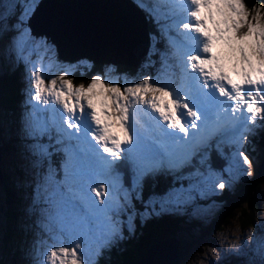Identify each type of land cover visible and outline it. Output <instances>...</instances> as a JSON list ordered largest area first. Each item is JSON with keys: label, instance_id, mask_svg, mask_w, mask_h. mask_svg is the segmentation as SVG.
I'll return each instance as SVG.
<instances>
[{"label": "snow or ice", "instance_id": "1", "mask_svg": "<svg viewBox=\"0 0 264 264\" xmlns=\"http://www.w3.org/2000/svg\"><path fill=\"white\" fill-rule=\"evenodd\" d=\"M134 2L156 26L140 70L121 72L105 63L92 71V61L80 58L52 75L30 59L32 50L43 48L40 61L46 55L49 63H64L46 35L33 33L37 0H0V67L23 64L27 81L14 134L32 177L28 211L38 231L23 249L24 264H100L106 252L137 234V220L142 227L163 214L184 215L196 200L222 192L228 186L224 174L234 168L241 169L237 181L253 175L254 158L243 145L255 134L249 125L264 129V2L186 0L179 22L171 0ZM182 33L198 40L181 69L182 77L196 78L188 90L162 77ZM161 42L163 50L156 47ZM79 65L89 70L87 83H75ZM213 107L237 122L231 138L222 139L223 130L200 134ZM137 110L155 119L164 139L141 136ZM10 125L0 107V138L12 133ZM225 145L236 147L225 153ZM214 153L225 167H215ZM161 178L168 186L146 198L149 184L155 189ZM74 191L94 208L73 199ZM53 229L64 235L52 236ZM258 254L264 260V241Z\"/></svg>", "mask_w": 264, "mask_h": 264}, {"label": "rangeland", "instance_id": "2", "mask_svg": "<svg viewBox=\"0 0 264 264\" xmlns=\"http://www.w3.org/2000/svg\"><path fill=\"white\" fill-rule=\"evenodd\" d=\"M37 2L39 3V0H37ZM59 2H62V0H59ZM260 2H264V0H260L257 3ZM133 3L136 6L135 2ZM52 4L53 2H51V0H44L42 5H40V7L37 8L34 16L32 17L35 26V30L33 31V33L38 36L46 35L48 39L55 44L57 54H59L57 45L51 38V36L54 38H59V36H57L55 32H49L44 27V24L39 25L40 23H43L42 18L44 21L46 17H49L44 14ZM137 9L139 10V12L137 10H135L134 12V14L137 16L136 20L140 21L141 24H144L145 13L142 12L139 8ZM173 9L176 10L178 13L173 18L176 22L185 19L184 13L181 9H178L176 7H173ZM47 23H50V21H48ZM155 32H156V26L147 22L145 33H143L144 38L141 37V41L136 45L137 54H135V58L130 57L132 59L130 60L125 57L128 64L137 68V70L134 73L140 70V65L142 64V62L145 61L146 57L148 56L149 47L151 43L149 39V34ZM184 40L193 42L195 40V36L194 34L191 33H182L181 37L177 39L176 41L177 48L175 52L173 53L171 50H169L172 58H170V62H168L169 64L168 69L162 72V77L166 81L174 82L173 83L174 87L180 85L185 90H188L191 88L194 89L196 82H191L192 74L190 73H185L183 77L181 76V69L184 68V63H183L184 55L188 53V49H187L188 46L186 45L183 46L182 44V41ZM73 46L74 47H72V49L69 50L68 54L69 55L76 54V56L60 57L58 55L59 60L64 62L63 64H57L55 62L49 63L48 57L46 55L44 57V60L40 61L38 57L44 55L43 48H37L32 50V56L30 57V59L37 61L38 67H43L46 73L52 75H58L62 68H67L68 64H75L76 61L80 58H89L93 64H97V66L94 67L92 71H99L100 67L105 63H115L118 66V68H120V65H124L122 62H116V60L118 59H113L114 61L108 60V57L101 53H97L92 56L96 60L94 61V59L92 60V58H90L88 54L80 55V53H83L84 50L79 45L73 44ZM158 46L163 48L165 47L162 42L157 43L156 47ZM152 59L156 61L158 66L159 65L158 57L153 56ZM22 66H23V70L21 74L22 85L19 87L20 91H22L27 87V81L24 79L25 76L24 65L22 64ZM4 68L10 70L13 69V62L10 61L6 67H0V75L2 71L6 72ZM150 70L152 69H145V71H150ZM73 71L78 72L79 74L84 73V75H87V71L89 72L88 68L85 65H79ZM120 71L124 72V70H120ZM86 79H87L86 81L85 79H82V81L77 82V84L81 82L87 83L88 78ZM11 81H12L11 78L7 79V83ZM18 99L22 104V102L25 99L24 92H23V96ZM18 99H17V103H19ZM19 113L20 111L18 112V114H16V116L14 115L13 117V121L10 125L12 129L11 134H13V129L14 128L16 129L17 126L16 119ZM134 116L136 117L137 120L140 121V123L137 124L136 127L142 137L149 138L155 134H157V136L160 137L161 129L157 127L154 118H150V116H146L143 110H137L136 112H134ZM237 116H239V113H237ZM56 117H58V115ZM236 123L237 122L233 119V117L231 115H228V117L224 119L221 125H218L216 127L214 125L208 126L207 132L203 135L210 136L213 135L217 130H223L224 132L227 133V135L221 138L222 139L231 138L236 133V129L233 128V125ZM259 124H260V120L258 118L256 121V125ZM226 126L228 127L225 128ZM249 127L255 129V134L249 136V143L243 145V149L248 150L249 155L254 158L253 159V175H254L255 173H257V170L260 167V163L264 156V144L261 143V140L263 139V136H261L262 129L256 127L255 125H249ZM240 130L244 131L245 129L241 128ZM11 134H7V135H11ZM5 143H14V144L10 145L9 148L3 147L2 142L0 140V151H1L0 178L2 177L0 179V258H3L5 261H9L12 258H14L15 264H24L25 257L23 255V249L26 248L28 243L32 241L34 232L38 231L33 224V221L35 220L36 217L34 214H30L28 211L29 205L32 203V198L31 201L22 198L24 197V195H26V188H27L26 184H29L31 186L30 181L32 180V177L29 173L26 162L23 160L21 156L20 148L18 149L19 141L16 135L14 134L12 141H8ZM225 146L226 147L224 148H227L225 153H230L234 151L236 147L235 145H225ZM253 146L256 149L254 152L251 151V148ZM240 172L241 169L237 167L232 170L231 175L224 174L225 180L228 182L227 187H230L232 189L236 185V183L249 181L253 177V175L251 177L241 176L240 179L237 181L235 177L240 175ZM259 176H261L260 177L261 182L256 193V196L259 201L258 210L253 212L252 214L253 220L251 222H249L248 224L242 223L241 219L238 218V212L235 211L233 216L230 217L229 221L225 225H222L221 228H218L213 232H202L199 230L201 226L197 227L193 224L189 225L190 223L187 221V219H195L200 223L202 222L206 223L207 221L210 220V218L213 215L218 213L219 209L222 206V201L219 200L218 197V195L221 192H218L217 194H209L206 199L203 200L198 199L192 205L187 206L184 215H176L177 217L180 218V222H179L180 234H178V237L180 238L181 241L182 239L185 241L183 244V248H181V253L179 257L177 258L178 252L175 250V246H172L171 253L164 254L165 251L164 250L157 257H164V259L167 258L168 260L171 261V264H264V260H262L261 256L258 254L260 244L262 243V241H264V171L261 172ZM17 179H19L22 182L20 186L17 185ZM23 181H25L26 184H24ZM5 183L8 184L10 187L14 188L15 193L13 195L11 193H8L4 189ZM72 195H73V199H78L79 201H81L86 209L94 208L92 200L87 198L83 194L74 191ZM16 196H18L19 199H17ZM12 201L15 203L18 202L17 207L19 208L21 207V202H22V207H21L22 210L20 212L19 223L10 227V229L13 230L10 231V236L6 239L5 236L7 235L9 229H8V225H6L8 221L6 220L5 223H3L4 211L6 207H10V205H12L13 203ZM194 210H195V215L193 214ZM63 235L64 234L57 232L55 229H53L52 231V236L54 237H59ZM41 239L46 242H52L50 240L49 235L44 233H41ZM169 239L171 238L154 241L151 243L150 246H152V248L164 247L165 249V247L169 243ZM180 240L178 244L179 247L181 246ZM146 241L147 240L144 239V242H142V244H144ZM102 260L103 258L101 259L100 264H104Z\"/></svg>", "mask_w": 264, "mask_h": 264}, {"label": "trees", "instance_id": "3", "mask_svg": "<svg viewBox=\"0 0 264 264\" xmlns=\"http://www.w3.org/2000/svg\"><path fill=\"white\" fill-rule=\"evenodd\" d=\"M260 0H248V2L251 4L253 2L257 3ZM128 6L134 7L136 10V6L134 4H131L127 2ZM139 11V10H138ZM147 21V19H144ZM146 23L142 24L146 28ZM153 24L152 22H150ZM155 25V24H153ZM103 33L102 28H97L94 30L91 34L93 35H100ZM72 34V33H71ZM102 44V43H101ZM159 49H164L163 47H157ZM170 59V57L168 58ZM170 62V61H168ZM124 65H120V70L128 71L131 73H134L137 68L134 66H131L128 63L122 62ZM95 67L97 64H94ZM126 65V66H125ZM6 72L2 71L0 75V107L5 109L9 114V120L12 123L14 115L18 114L19 111H21V103L18 98H21L23 96V92L19 90V87L22 85L21 80V74L23 70L22 64L17 68V70L13 69H6ZM90 73L87 71V75L82 76L78 72H75L74 80L75 82L82 81V79L87 80ZM11 78L12 81L7 83V79ZM6 82V83H5ZM21 95V96H20ZM17 99L19 103H17ZM56 118V117H55ZM57 119V118H56ZM58 121V119H57ZM13 125V124H12ZM15 128L13 129V134L11 135H5L3 138H0L2 142L3 147L9 148L10 145H13L14 143H5L8 141H12V138L14 137ZM261 136H263V139L261 140V143L264 144V129H262ZM18 146V145H17ZM226 147V146H225ZM19 149V147H18ZM249 149V148H247ZM226 151L227 148H224ZM1 152V151H0ZM213 160L214 165L216 168H223V166L226 165V161L222 158H219L213 154ZM260 177L258 175V172L253 175V177L246 182H239L236 183V185L231 189L230 187H226L222 192L218 195L219 200L222 201V206L219 209L218 213L213 215L209 221L206 223H200L196 221L195 219H187V221L190 223L189 225H195L197 227H200V231L202 232H213L218 228H221L222 225H225L231 216L235 213V211L238 212V218L241 219L242 223L248 224L253 220V212L258 210V198L256 196L258 187L260 185ZM24 184L25 181H23ZM170 183L169 180L166 179H159L157 181V186L155 189L152 188L151 184H149L148 188L145 191V197L147 198V195L151 191H163L168 184ZM22 182L17 179V185L20 186ZM26 195L22 197L23 199H27L28 201H31L32 198V189L29 184H26ZM16 187V184H15ZM4 189L11 193L12 195L15 193L14 188L10 187L8 184H4ZM31 190V191H28ZM28 191V192H27ZM28 194V195H27ZM27 197V198H26ZM17 199L18 196H16ZM21 198V199H22ZM13 202V201H12ZM18 202H13L10 207H6L4 211V222L7 220L8 223V233L5 236L7 239L10 236V231L13 229H10V227L14 226L15 224L19 223L20 219V212L22 207H17ZM138 208H142V205L137 204ZM23 212V211H22ZM179 222L180 218L176 215L171 214H163L159 217H154L151 220L147 221L144 226H140L139 220H137V234L127 240L122 242L118 247L113 248L111 252H106L105 256L103 258L104 264H135V260L144 255L148 248L150 247L151 243L157 240H162L164 238H172L176 237L178 240L180 238L178 237L179 232ZM144 239L147 241L144 242ZM184 240H180V248H183ZM0 264H15V259L12 258L9 261H5L3 258H0Z\"/></svg>", "mask_w": 264, "mask_h": 264}, {"label": "bare ground", "instance_id": "4", "mask_svg": "<svg viewBox=\"0 0 264 264\" xmlns=\"http://www.w3.org/2000/svg\"><path fill=\"white\" fill-rule=\"evenodd\" d=\"M51 2H53V4L44 14L49 17L44 19L45 22L42 18L43 23L39 24H44V27L49 32H55L59 37L61 32H67L69 36H77L79 41L76 42V44L89 36V33L80 31L75 25H70L66 28L61 22V18H58L62 13L69 14L71 17L77 19L89 21L92 24L95 21L99 23V18L111 23L115 22L116 25L114 24L109 30L107 26L103 27L104 31L109 36V38H106V42L110 40L108 44L102 43V45L106 47L105 54L111 57L123 54L127 57L135 58V54H137L136 45L141 41V37L144 38L143 33H145L146 28L140 21L136 20L137 16L134 14L136 9L127 5V2L133 4L130 0H62V2H59V0H51ZM66 2L67 5H65ZM48 21H50V23H47ZM116 26L117 29L120 30V36L116 34ZM97 28L99 29L100 26ZM128 36H130V40ZM90 47L94 48V46ZM167 247V253L169 254L171 253V249L169 245H167ZM163 251L164 247L153 248L150 255L140 264H171V261L167 258L154 259V257H157Z\"/></svg>", "mask_w": 264, "mask_h": 264}, {"label": "water", "instance_id": "5", "mask_svg": "<svg viewBox=\"0 0 264 264\" xmlns=\"http://www.w3.org/2000/svg\"><path fill=\"white\" fill-rule=\"evenodd\" d=\"M44 0H40L39 3H38V7H40V5H42ZM73 1V0H71ZM65 5H67V2L65 3ZM58 18H61V22L63 23V25L68 28V26L70 25H75L78 27V29L82 32H87L89 33V36L85 39H82L77 45H79L83 50L84 52L83 53H80V55H84V54H88L90 58H92V60L94 59L92 56L97 54V53H101V54H104L108 57V60H112L114 61L113 59H118L116 60V62H125V63H128L127 60L125 59V57L127 59H130L132 60L130 57H127L123 54H120L118 56H109L107 54H105L106 52V47L103 46L101 43L103 44H108L110 43V40L109 42H106V38H109V36L106 34V32L104 31L103 27L104 26H107L108 30L111 29V27L116 23H111V22H108V21H105L104 19H101L99 18V23L98 22H94L93 24L90 23L89 21H85V20H81V19H77L75 17H71L69 14H64L62 13L60 16H58ZM30 24H31V27H32V30L34 31L35 28H34V24H33V21L31 19L30 21ZM102 27V30H103V33H101L100 35H93L91 36V33L97 29V27ZM59 27H60V23H59ZM116 34L117 36H120V30L117 29V26H116ZM129 37V40H130V36ZM52 40L56 43L57 45V48H58V52H59V56L60 57H63V56H67V57H74L76 56L75 55H69L68 52L70 49H72L73 44H76V42L79 41V38L77 36H69L67 32H61L60 34V37L59 38H54L52 37ZM88 41H91V42H88ZM127 43V42H126ZM90 46H94V48H91ZM86 52V53H85ZM138 57V56H137ZM94 61H96L94 59ZM264 171V156L262 158V161L260 163V167L258 168L257 172H258V175ZM167 238H164L162 240H165ZM170 241H173V242H170ZM179 244V240L178 238L176 237H172L171 239H169V247L170 249L172 248V246H175V250L178 252V255H177V258L179 257L180 253H181V248L178 246ZM152 246H150L147 250V252L142 255L139 259H137L135 261V264H140L147 256L150 255V253L152 252ZM164 254H167V251H168V247L166 246L165 249H164ZM172 250V249H171ZM159 258H164V257H154V259H159ZM157 264H162V263H157Z\"/></svg>", "mask_w": 264, "mask_h": 264}]
</instances>
